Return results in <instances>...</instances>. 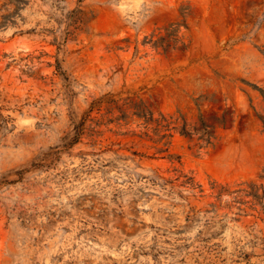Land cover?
<instances>
[{
  "label": "rangeland",
  "instance_id": "374dc122",
  "mask_svg": "<svg viewBox=\"0 0 264 264\" xmlns=\"http://www.w3.org/2000/svg\"><path fill=\"white\" fill-rule=\"evenodd\" d=\"M263 51L264 0H0V264H264Z\"/></svg>",
  "mask_w": 264,
  "mask_h": 264
},
{
  "label": "trees",
  "instance_id": "16d2710c",
  "mask_svg": "<svg viewBox=\"0 0 264 264\" xmlns=\"http://www.w3.org/2000/svg\"><path fill=\"white\" fill-rule=\"evenodd\" d=\"M14 1L18 8H19V4L21 2V0H12ZM79 11H73L72 13H70L67 17V22H68V27L71 26V25H74L75 23L78 22V16H77V13ZM11 17V15H5L4 16V22H7L9 21V18ZM177 30H175L176 32ZM67 34H70V32L67 31ZM264 53V51H263ZM263 94H264V91H262ZM136 115L141 117V118H144L146 123H149V122H152L153 121V116H152V113L151 112H147L146 110L144 109H141V108H138L137 112H136ZM196 133L200 134L199 138L206 141L207 144H210L211 143V139L213 137V132L210 128V126H208L207 124H205L204 122H202V126L201 128H196L195 129ZM181 133L183 135H186V136H191L194 134V132H191V131H188L186 129V127H183ZM165 136H163L164 138ZM256 195V194H255Z\"/></svg>",
  "mask_w": 264,
  "mask_h": 264
}]
</instances>
